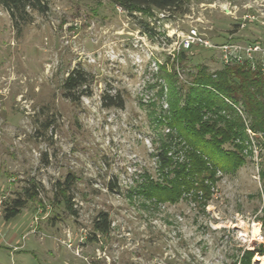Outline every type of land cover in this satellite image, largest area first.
<instances>
[{
    "label": "rangeland",
    "instance_id": "374dc122",
    "mask_svg": "<svg viewBox=\"0 0 264 264\" xmlns=\"http://www.w3.org/2000/svg\"><path fill=\"white\" fill-rule=\"evenodd\" d=\"M262 4L186 0L183 13L148 14L112 0H49L46 13L18 26L0 5V264H239L245 249L264 247V147L235 172H218L205 203L201 192L162 202L145 194L161 179L155 147L168 130L158 122L168 109L161 64L171 71L184 51L187 62L174 65L181 79L198 63L218 71L217 53L178 50L179 40L196 28L214 41L264 42L261 23L235 24ZM72 69L87 78L74 101L61 87ZM104 93H119L123 107L105 106ZM67 176L73 212L55 189ZM31 181L36 199L5 220L3 202ZM100 212L106 233L93 226Z\"/></svg>",
    "mask_w": 264,
    "mask_h": 264
},
{
    "label": "trees",
    "instance_id": "16d2710c",
    "mask_svg": "<svg viewBox=\"0 0 264 264\" xmlns=\"http://www.w3.org/2000/svg\"><path fill=\"white\" fill-rule=\"evenodd\" d=\"M128 12L141 11L151 14L152 10L164 13H183L186 0H112ZM14 26L29 23L32 12L46 13L49 0H0ZM227 35L215 41L222 42ZM204 48H198V50ZM214 55V54H213ZM211 55V58L212 56ZM188 60L184 51H178L173 69L167 71L161 64L160 71L166 85L160 86V96L166 97L167 112L162 121L167 131L160 135L155 156L161 179L149 180L146 195L155 201H175L184 192L193 198L206 200L211 196V185L218 178V172L233 173L240 168L253 146L264 147V76L247 62L225 64L218 71L211 72L207 65L198 63L194 71L186 72L181 79L174 70ZM87 78L81 69H72L64 78L61 87L65 97L78 98L86 94ZM105 106L123 107L124 100L119 93L103 95ZM250 132H249V131ZM170 170L171 176L165 174ZM264 191V161L259 169ZM72 184V178L56 182L55 189L62 191V197L69 211L73 212L69 196H65ZM38 185L31 181L22 187L21 193L3 202L2 217H15L28 201L36 199ZM264 229V212L260 217ZM94 229L102 233L109 230L106 212L98 213L93 220ZM263 254L259 244L245 249L239 264H255L253 256Z\"/></svg>",
    "mask_w": 264,
    "mask_h": 264
},
{
    "label": "built area",
    "instance_id": "2783aa9c",
    "mask_svg": "<svg viewBox=\"0 0 264 264\" xmlns=\"http://www.w3.org/2000/svg\"><path fill=\"white\" fill-rule=\"evenodd\" d=\"M264 6V4H262ZM260 12L247 11L242 17L243 21H236L238 26H244L245 22L254 24L256 22L264 25V8ZM235 18H238L234 15ZM229 35L226 40L216 42L207 38L201 31L200 33L196 28L189 29L186 35L179 40L178 50H192L194 46L201 48H209L217 53L218 59L225 64L243 63L247 62L251 65L252 69L258 67L264 76V42L259 40H245L241 41L238 38H232ZM249 131V130H248ZM250 132V131H249Z\"/></svg>",
    "mask_w": 264,
    "mask_h": 264
},
{
    "label": "bare ground",
    "instance_id": "6f19581e",
    "mask_svg": "<svg viewBox=\"0 0 264 264\" xmlns=\"http://www.w3.org/2000/svg\"><path fill=\"white\" fill-rule=\"evenodd\" d=\"M260 225H259V223L258 222H254L253 223V234L254 235H259V229H260V227H259ZM258 257V260L260 261V263L261 264H264V255H262V256H257Z\"/></svg>",
    "mask_w": 264,
    "mask_h": 264
},
{
    "label": "water",
    "instance_id": "95a60500",
    "mask_svg": "<svg viewBox=\"0 0 264 264\" xmlns=\"http://www.w3.org/2000/svg\"><path fill=\"white\" fill-rule=\"evenodd\" d=\"M258 261V260H257Z\"/></svg>",
    "mask_w": 264,
    "mask_h": 264
}]
</instances>
